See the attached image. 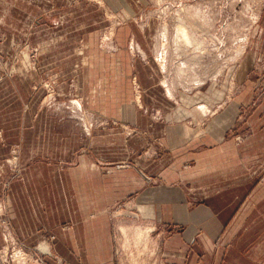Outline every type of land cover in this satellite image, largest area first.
Masks as SVG:
<instances>
[{
	"label": "rangeland",
	"instance_id": "rangeland-1",
	"mask_svg": "<svg viewBox=\"0 0 264 264\" xmlns=\"http://www.w3.org/2000/svg\"><path fill=\"white\" fill-rule=\"evenodd\" d=\"M181 26L191 34L192 43L182 39ZM122 53L131 60L128 76L111 66ZM104 58L109 59V70L101 65ZM70 60L75 64L69 65ZM155 67L159 85L143 84L137 69L153 74ZM81 74L87 75L85 93L92 104L99 95L110 110L125 106V117L115 118L111 113L106 125L110 132L123 134L127 148L123 154L110 150V156L126 159L102 162L106 172L154 168L157 165L144 159L149 143L155 148L153 157L166 150L149 135L147 122L135 123L132 108H140L154 122L182 120L192 132L230 104L244 109L238 118L242 122L264 106V0H0V87L9 81L10 87L28 90L30 102L40 110H56L64 118L74 115L71 120L83 133L88 124L80 113L79 93L84 91L75 81ZM101 78L105 89L94 90ZM127 83L130 95L127 89L123 91ZM171 103L175 107L163 112L162 105ZM72 107L77 113L70 114ZM260 111L258 115L264 118V107ZM252 147L256 153L261 145ZM9 150V156L0 159V202L5 190L20 182L26 170L21 144ZM84 152L82 146L76 153ZM147 172H143L145 179L153 183ZM262 174L260 168L254 170V177L264 182ZM129 200L107 209L115 261L157 264L163 226L156 224L153 210L143 212ZM6 217L0 203V227L7 235L11 226ZM45 238L28 248L17 240L7 241V250L0 249L2 264H47V259L62 264L52 253L54 236L48 233ZM253 256L257 264L262 263Z\"/></svg>",
	"mask_w": 264,
	"mask_h": 264
},
{
	"label": "crops",
	"instance_id": "crops-1",
	"mask_svg": "<svg viewBox=\"0 0 264 264\" xmlns=\"http://www.w3.org/2000/svg\"><path fill=\"white\" fill-rule=\"evenodd\" d=\"M124 53L111 66L128 76L131 60ZM101 65L109 70V59ZM137 71L143 84L159 85L156 67L153 74ZM86 76L75 80L84 91L79 97L88 124L85 134L71 120L74 115L64 118L56 110H40L30 102L28 90L10 87L9 81L0 87V159L20 143L26 166L22 180L11 183L0 202L11 226L7 235L0 227V249L7 250L4 246L12 239L33 247L49 233L54 236L52 253L62 264H117L107 209L131 198L143 212L153 210L156 224L163 226L157 264H257L254 254L264 264V182L254 177L258 168L264 174V118L258 115L264 106L242 122L238 118L244 109L230 104L192 132L182 120L154 122L132 108L135 123L147 122L149 135L166 151L153 157L155 148L149 143L144 159L157 166L109 173L102 162L126 159L110 156V150L123 154L127 148L123 134L110 132L106 124L111 113L125 117V106L110 110L99 95L92 104L85 93ZM102 81L94 90L105 89ZM127 84L123 91L130 95ZM162 106L163 112L175 107ZM75 110L70 108V114ZM254 144L261 145L256 153ZM82 146L84 154L76 153ZM141 171H149L153 183ZM47 264L60 263L47 259Z\"/></svg>",
	"mask_w": 264,
	"mask_h": 264
},
{
	"label": "bare ground",
	"instance_id": "bare-ground-1",
	"mask_svg": "<svg viewBox=\"0 0 264 264\" xmlns=\"http://www.w3.org/2000/svg\"><path fill=\"white\" fill-rule=\"evenodd\" d=\"M180 35H182L181 37H182V39H185V41L187 42V43H192V40H191V34L190 33H188V31H187V29L184 27H182L181 26V28H180ZM190 34V35H189ZM198 40V39H197ZM185 41H183L184 43H185ZM164 69H166V68H164ZM165 84H166V82H165ZM168 84V83H167ZM167 86V85H166ZM169 86V85H168ZM169 88V87H168ZM139 96V95H138ZM171 96V95H170ZM138 99H139V97H138Z\"/></svg>",
	"mask_w": 264,
	"mask_h": 264
}]
</instances>
